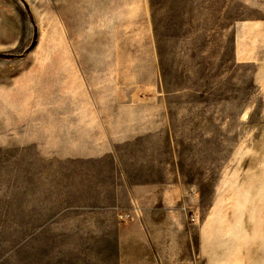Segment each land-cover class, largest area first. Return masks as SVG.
Here are the masks:
<instances>
[{"label": "rangeland", "instance_id": "1", "mask_svg": "<svg viewBox=\"0 0 264 264\" xmlns=\"http://www.w3.org/2000/svg\"><path fill=\"white\" fill-rule=\"evenodd\" d=\"M0 264H264V0H0Z\"/></svg>", "mask_w": 264, "mask_h": 264}, {"label": "trees", "instance_id": "2", "mask_svg": "<svg viewBox=\"0 0 264 264\" xmlns=\"http://www.w3.org/2000/svg\"><path fill=\"white\" fill-rule=\"evenodd\" d=\"M1 56L4 55V54H0Z\"/></svg>", "mask_w": 264, "mask_h": 264}]
</instances>
